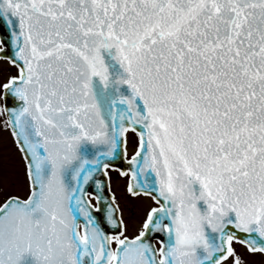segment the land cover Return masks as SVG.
Returning a JSON list of instances; mask_svg holds the SVG:
<instances>
[{
	"label": "snow or ice",
	"instance_id": "obj_1",
	"mask_svg": "<svg viewBox=\"0 0 264 264\" xmlns=\"http://www.w3.org/2000/svg\"><path fill=\"white\" fill-rule=\"evenodd\" d=\"M0 264H264V0H0Z\"/></svg>",
	"mask_w": 264,
	"mask_h": 264
}]
</instances>
